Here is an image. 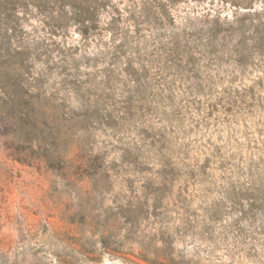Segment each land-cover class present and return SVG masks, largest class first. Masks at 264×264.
I'll list each match as a JSON object with an SVG mask.
<instances>
[{
  "label": "rangeland",
  "instance_id": "obj_1",
  "mask_svg": "<svg viewBox=\"0 0 264 264\" xmlns=\"http://www.w3.org/2000/svg\"><path fill=\"white\" fill-rule=\"evenodd\" d=\"M165 257L264 264V0H0V264Z\"/></svg>",
  "mask_w": 264,
  "mask_h": 264
},
{
  "label": "trees",
  "instance_id": "obj_2",
  "mask_svg": "<svg viewBox=\"0 0 264 264\" xmlns=\"http://www.w3.org/2000/svg\"><path fill=\"white\" fill-rule=\"evenodd\" d=\"M144 12H145V11H144ZM145 13H146V12H145ZM147 14L150 15L149 13H147ZM93 23L96 24V25H94V28H95V26H97V23H96V21H94ZM87 29H89V28L86 27V30H87ZM85 32H86V31H80L81 34H86ZM209 36H210V35H209ZM231 202H232L233 205L239 206V201H238V203H237V202L235 203V201H231ZM247 208H248V209L245 211V213H243L244 211H240L239 213H240L241 215H242V214H245V215H246V214H248V213H252V211H253L252 209H254V208H253V204H251V205H247ZM238 221H240V220H238ZM238 221H236L235 223H238ZM168 258H169V257H165V259H164V263L161 262V263H155V264H171L172 261H171L170 259H168Z\"/></svg>",
  "mask_w": 264,
  "mask_h": 264
}]
</instances>
